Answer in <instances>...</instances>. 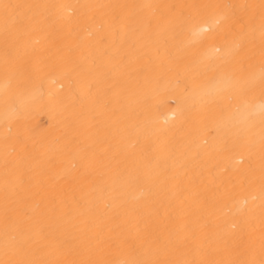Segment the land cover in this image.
<instances>
[{
    "label": "bare ground",
    "instance_id": "6f19581e",
    "mask_svg": "<svg viewBox=\"0 0 264 264\" xmlns=\"http://www.w3.org/2000/svg\"><path fill=\"white\" fill-rule=\"evenodd\" d=\"M7 2L63 6L51 21L44 20L46 12L40 10L41 22L22 35L18 48L19 63L28 61L25 66L37 69L40 79V92L19 126L30 149L21 163L28 180L19 205L22 220L35 223L53 209H73L74 201H80L82 207L59 223L65 227L77 223L83 229L99 224L114 241L122 235L167 229L182 230L194 237L197 246H232L248 231L241 223L246 217L251 218L258 239L262 210L259 91L250 98L257 106V124L249 139L240 140L231 126L225 128L207 109L196 110L191 100L183 101L177 110L182 78L179 86L174 75L157 81L162 68L177 58L219 63L215 49H223L235 37L223 22H215L218 10L180 9L209 30L194 36L187 27L178 28L177 35L165 37L148 23L151 10L80 6L258 5L260 0ZM236 58L259 72L258 32L255 43L243 46ZM200 67L192 63L188 75ZM13 85L14 79L4 73L0 39V100L5 88ZM153 88L169 102L147 118L138 117L141 95ZM217 95L224 105L235 107V100L229 104V97L235 95L231 84L225 83ZM17 128L13 123V133ZM6 132L0 104V233ZM82 157L87 158L86 164ZM121 176L131 179L121 186ZM105 202L113 207H104ZM25 211L29 215H23Z\"/></svg>",
    "mask_w": 264,
    "mask_h": 264
},
{
    "label": "snow or ice",
    "instance_id": "6c2138e0",
    "mask_svg": "<svg viewBox=\"0 0 264 264\" xmlns=\"http://www.w3.org/2000/svg\"><path fill=\"white\" fill-rule=\"evenodd\" d=\"M61 5L23 4L0 0V39L4 57L6 78H13L14 85L6 87L0 104L3 107L4 123L7 132L3 138V229L0 233V251L3 259L0 264H264V0L255 4L228 5H82L89 8H113L120 10L148 9L151 15L149 24H155L162 30L161 35L175 36L179 28L187 27L194 36H201L209 28L193 22L190 16L180 9H217L216 23L229 27L235 40L223 49L216 48L219 63L208 64L203 59L193 58L183 62L177 58L162 68L157 81L165 76L177 77V85L183 82V95L175 103L177 110L185 100H191L196 110L207 109L215 113L220 124L231 126L233 135L240 140H247L256 126L257 106L250 101L257 90L261 96L258 106L259 128L261 136L262 164L260 169V199L262 201L261 228L258 239L254 236L255 228L251 218L246 217L241 223L247 227L245 235L239 237L240 243L232 246H197L194 237L182 234V230L157 229L143 235H122L119 241L106 235L105 227L97 224L83 229L72 223L65 227L59 223L69 217L74 209L82 207L80 201H74L73 209H53L44 219L27 223L21 219L19 205L24 200V188L28 183L21 168L22 161L29 155L28 139L19 130L25 122L30 105L40 92V79L37 69L26 67L29 62L20 64L18 48L21 37L27 30L41 22L40 10H45L43 19L51 21L55 10ZM257 32L260 42L259 72L253 71L254 65L242 64L237 60V53L245 45L255 43ZM91 35V32H89ZM200 43L203 45L204 41ZM105 54H108L107 51ZM202 65L199 71L189 76L190 65ZM206 82V83H205ZM225 83H229L235 92L229 97V104L235 100V107L224 105L217 95ZM89 93L91 86H89ZM160 98L156 89L145 91L139 103L142 105L137 116H147L168 103ZM13 123L18 128L13 133ZM34 148V146H33ZM87 163V158L82 157ZM131 177H119L121 186ZM253 199L256 197L253 196ZM104 207L113 204L105 202ZM23 215H29L27 211ZM86 223V221H84ZM214 227L213 225H205ZM235 228L236 225L233 224ZM107 231H111L108 228ZM113 255L116 258H106ZM122 257V258H121Z\"/></svg>",
    "mask_w": 264,
    "mask_h": 264
}]
</instances>
